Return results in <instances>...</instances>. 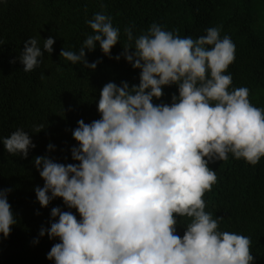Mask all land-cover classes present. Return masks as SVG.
I'll list each match as a JSON object with an SVG mask.
<instances>
[{"label": "clouds", "instance_id": "1", "mask_svg": "<svg viewBox=\"0 0 264 264\" xmlns=\"http://www.w3.org/2000/svg\"><path fill=\"white\" fill-rule=\"evenodd\" d=\"M86 22L92 34L78 52L62 47L60 57L95 70L101 60L89 63L86 50L98 45L109 59L123 58L138 69L139 83L103 85L100 118L80 119L68 132V140L77 142L70 150L76 163L34 157L44 181L34 188L40 206L62 198L80 217L59 206L51 209L49 227L41 226L39 236L60 243L46 258L54 264H252L250 236L219 225L223 217L206 212L203 199L217 182L210 162L226 161L231 153L256 165L264 156V110L250 103L246 87L229 91L232 76L224 74L235 59L230 37L221 39L219 28L210 27L199 38H182L156 23L134 37L125 27L127 43L112 57L120 33L111 17L101 11ZM43 41V51L36 38L24 42L18 57L23 71L39 67L44 53L53 52L54 39ZM172 85L178 94L171 102L154 103ZM2 142L21 158L35 147L21 128ZM10 191L0 189L4 238L17 223L7 200ZM176 216L190 218L185 229Z\"/></svg>", "mask_w": 264, "mask_h": 264}, {"label": "trees", "instance_id": "2", "mask_svg": "<svg viewBox=\"0 0 264 264\" xmlns=\"http://www.w3.org/2000/svg\"><path fill=\"white\" fill-rule=\"evenodd\" d=\"M101 11L120 33L112 57L127 43L125 27L138 37L156 23L193 39L206 35L207 28H219L220 38L228 36L235 45V59L224 73L232 76L229 91L246 87L250 103L264 110V0H0V189H11L7 200L17 218L7 238L0 234V264H54L46 256L60 241L47 234L40 237L41 226L49 227L50 211L56 206L80 217L62 198L40 206L34 188L44 181L33 159L48 155L60 163H76L70 150L77 142L68 140V132L80 119L90 123L100 118L97 101L103 85L139 83L138 69L123 58L109 59L98 45L86 50L89 63L101 60L95 70L60 57L62 47L78 52L92 34L86 21ZM30 37L38 40L42 51L43 40L52 37L55 43L39 67L25 72L18 57ZM163 92L154 103H170L171 95L178 94L175 85L165 86ZM37 125L44 126L39 133L33 131ZM18 128L29 133L35 145L26 158L9 154L3 146V138ZM49 143L54 150H47ZM208 167L216 172L217 182L204 193L205 211L214 219L223 217L219 225L248 234L252 264H264V156L251 165L229 153L226 161L210 162ZM176 218L184 229L190 222L188 217Z\"/></svg>", "mask_w": 264, "mask_h": 264}]
</instances>
